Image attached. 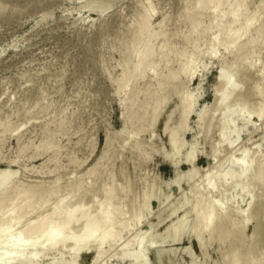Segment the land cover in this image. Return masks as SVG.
<instances>
[{
	"label": "rangeland",
	"instance_id": "374dc122",
	"mask_svg": "<svg viewBox=\"0 0 264 264\" xmlns=\"http://www.w3.org/2000/svg\"><path fill=\"white\" fill-rule=\"evenodd\" d=\"M185 2L0 0V171H11L7 187L22 179L40 194L55 185L62 195L70 192L49 236L58 227L65 236L83 228L81 210L78 221L64 220L80 195L81 209L98 216L113 182L110 207L121 213L113 225L118 237L105 241L100 254L91 242L77 251L70 241L49 247L52 236L42 249L20 241L13 246L20 259L10 264H251L254 257L264 264V112L249 111L264 107V0H247L244 12H258L259 20L232 47L212 43L227 3L191 13L201 34L189 44ZM144 10L154 30L149 68L120 88L122 70L135 68L137 59L122 64ZM248 36L253 42L241 46ZM225 77L232 87L223 85ZM176 139L181 144L174 148ZM57 198L28 210L16 227L9 221L11 231L47 215ZM194 208L209 209L214 222L226 210L236 236L220 242L213 227L197 234ZM9 210L1 213L6 219ZM3 237L0 252L14 250L12 238ZM139 240L143 263L127 253Z\"/></svg>",
	"mask_w": 264,
	"mask_h": 264
},
{
	"label": "bare ground",
	"instance_id": "6f19581e",
	"mask_svg": "<svg viewBox=\"0 0 264 264\" xmlns=\"http://www.w3.org/2000/svg\"><path fill=\"white\" fill-rule=\"evenodd\" d=\"M225 3L228 4V10L226 12H224L227 16L226 22H224L223 24L219 23V24L215 25L214 28H212V36H213L212 40L213 41L212 40H210V41H212V43H214V42H219V41L225 40L226 42H228L227 45L232 47L233 44H236L237 42L242 40L243 37L249 35L251 28L256 24L257 20H259L258 19L259 15H258V12H252L249 14L246 12L247 13V15H246V13L244 11H246L245 6L247 3V0H188L187 5L185 2V5H186V7H185V14L186 15L185 16H187V18H185V17H183V18H185L186 20H188V18H189V20H190V24H189L190 29H188V32L186 35V37H187L186 40H188L189 44H190V42H194L195 38L198 39V37H193L195 35L194 33H197V36H198V34L199 35L201 34L199 32L200 23H199V21H197V19H195V17H193L191 15V13L194 12V10H202L204 8H207V7L217 9ZM139 19H140L139 22L137 24L134 23L135 25H133L134 36L131 39V41L129 42V44H127L128 45L127 46L128 51H127L126 57L124 58L125 59L124 63L122 64L123 69H124L129 65L130 59H133L134 61H135V59H137L136 64H135V68H134V70H129V71L128 70H122V74H121V77L119 80V87L120 88L126 87V85L128 84V80L131 79V77L133 76L134 73H136L137 78L144 77V74L146 73L147 69L149 68V64H150L149 62H150V56H151L150 48H151V43H152V39H153V35H154V30L151 29V27H152V25H151L152 13L150 11L144 10L143 13L141 14V16L139 17ZM136 21H137V19H136ZM187 23H189V22H187ZM251 42H253V39H252V37L250 38V36H248L247 40L245 42L241 43V46H246L247 44H249ZM137 43L140 45L136 47ZM190 58H193V56L191 55L189 57V59H184L183 63L184 64L190 63ZM244 60H245L244 58H241V61H244ZM187 66H188V64H187ZM220 76H224V75L220 73ZM223 81H224L223 85L227 86L228 88L232 87V82L229 81L226 77L223 78ZM222 95H223V101H224L226 98L225 91L222 92ZM159 106H160V103L154 102L153 111L156 112L158 110ZM249 111H251L254 114H257L258 117H261L263 115V112H264V107L260 106V107L255 108V106L252 105V106H250ZM140 116H138V119L140 118ZM224 135H226V134H224ZM226 138H228V137H226ZM226 138H225V141H222L223 143L230 141V140L226 141L227 140ZM229 143H227L228 144L227 146L230 148L229 145L231 144V147H232L234 142L230 143V144ZM180 144H181V140H178V139H176L173 142L174 148L179 147ZM241 166H242V164H241ZM5 171L6 172L3 171L4 172L3 175H2L3 172L0 171L1 172L0 176H2V178L4 179V180L2 179L3 181L0 179V181H2V184H1L2 188L0 187V240H2V237L4 236V234L6 232L7 233L9 232L8 234H10V232H12L11 230L15 224L16 225L14 227L19 225V223L21 224L22 219H23L22 222L24 221L23 217L27 214L28 210H31V209L32 210H43L44 206L47 205L48 201L50 199H52V196H54V195L58 196V198H57L58 203H57V205H55V207L51 211H49L51 213L46 211L45 214L47 212L48 213H47V215H44L43 212H40L43 214L42 215L43 217L41 218V216H38L37 218H39V219L41 218V220H39V219L35 220L34 219V222L32 220L33 223L30 221L31 223L30 224L28 223L29 225L23 226L25 229L21 228V230H18V233H16V234H14V232H12L14 234V236H12V237H11V235H13V234L7 235L8 237L10 236L12 238L11 239L9 237L11 240H9V242H8V243L11 242L12 247L13 246L14 247L19 246L20 241L25 242L24 244H27V243L32 244L31 241H33V245H35L36 247H39L41 245V249H42V248H46L48 245H50L49 247H52L54 243L56 246V244L60 243L62 240V241H65V243L70 241L72 244L70 242H69V244H71V246L73 248H75L74 251H77L78 249H80V245L82 243L84 245L96 243V245L94 244V246L95 247L97 246L96 247V248H98L97 253L99 252V254H100L101 250L99 251V249L102 248L101 246L103 245V243L105 241H107L111 238L118 237V233L116 234V231H115L113 225H114V221L115 220L117 221V217L121 216V213L117 210H116V212H114L115 210L113 211L112 210L113 208L111 209V207H110L111 203H112V199L114 197H116L115 193L117 190V186H115V184H114L115 182H113L111 187L108 189L109 193L107 195L108 196L107 197V205L101 209L100 214L98 216H96V215L90 216L91 214H89V216H88V213L85 210H82L83 208L81 209V207L83 206V204H81V202L84 200L82 196H84V195H80L79 196V197H81L80 200L78 199L79 201H77V204L76 203L74 204L76 206L73 205L72 206L73 208L71 207V210H69L70 208L68 209L69 211L66 210L65 216L67 217V219L65 218L64 220L66 222L69 220L68 221L69 224H70V221H72V223H73L75 217L77 218V216H78L77 213H79V211L81 210L82 213L80 212L81 213L80 215L83 217V221L85 220V222H82L84 224V226L81 224V227L83 226V228L79 227V228H81V230L80 229H79L80 231L75 230V232L77 231L76 233L70 232L68 230L70 233H68V231H66V233H68V234L65 236V232L63 231L64 232V234H63L61 231L63 228L60 226L62 228L61 229L57 226L58 229L51 228V230L53 229V232L51 231L52 234L54 233V235H52L53 236L52 237V236H49L50 226L56 228V225H57L56 222L54 221L53 217L58 212V209L61 208L60 207L61 204L62 203L64 204V201L68 200L67 196L70 195L69 194L70 192L69 193L67 192L69 195L68 194L62 195L58 192L59 185H55L54 187H52L51 189L46 191V193L40 194L38 192L37 187L33 186L32 184H31L32 185V187H31L30 184L29 185H28V183L26 184L24 181H22V179L20 180L21 182H19V181H17L18 183L14 182L15 184L17 183V185L14 186V183H11L10 184L11 186L9 187V185H8V187H7V184H6L7 180L6 179L8 177H11V176H9V175H11V174H9V172L11 173V171L8 169H6ZM243 172H245V170H243ZM4 175L6 176V178H4L5 177ZM225 177L223 176V178L220 180L225 181V179H227V175ZM9 180H10V178H9ZM4 185H6V189H5ZM29 187H30V189H29ZM3 188H4V190L2 191ZM210 188H211V186H210ZM210 188L208 186V189H210ZM204 194H206V192L203 193V195ZM113 201H114V199H113ZM199 202H200V197H199ZM21 205H22L23 212H22V214H19L18 209H21L20 208ZM5 209H10L9 211H10L11 215L7 219L5 218L4 215H1L2 211ZM194 210L195 211H193V212H195V215H196V219L195 218L194 219L197 220V222H195L196 226L194 229H195V232H198L197 234L201 235L204 233V231L208 227H213L216 230V235H217V238L219 239L220 242H224V241L230 239V237L233 234H234V236H236L235 235V231H237L235 229V227L237 226V225H235L236 221L233 218H230L232 215L231 216L227 215L226 210H225V213L220 216V219L217 222L213 221V215L211 214V211L209 209H202V208L195 209L194 208ZM231 213L232 212H230L229 215ZM143 215H142V217H143ZM82 217H80V218H82ZM38 220L40 222L41 221L44 222V223L42 222V224H41L42 226L44 225L43 226L44 228L42 227L41 232L38 230L39 229L38 227L40 225L39 224L40 222ZM141 220L142 219H140L139 221H141ZM245 220H246V218H245ZM9 221H10V224H11V222L13 223V226H9L10 225ZM75 221H78V220L75 219ZM106 221H108V224H106V226H105L104 223H106ZM132 221H133V219H130V220L128 219V225L130 223H132ZM66 222H63V223L66 224ZM52 223H55L54 224L55 226H52L51 225ZM63 223H61V224H63ZM65 224H63V225H65ZM124 224L127 226L128 229L130 228V227H128L126 222ZM6 226L10 230L7 229L8 231H5V233H4ZM103 226H105V228ZM129 226H133V224H131ZM20 227L21 226H19L18 228H20ZM66 227L69 228V225H67ZM176 229H179V227ZM36 230L39 231L40 233L36 232ZM54 230H57V231H54ZM58 230H59V232H58ZM167 231H169V229ZM32 233L33 234L38 233V235L34 234V236L35 237L38 236V238L35 239V237L33 236ZM60 233H62V234H60ZM240 233H239V235H241ZM258 233H259V230H258V232H256V234H258ZM28 234L31 235V237L33 239L29 238L30 239L29 240ZM62 235H64L65 237ZM7 236L3 237V239L4 238L6 239ZM26 236H28V237L26 238ZM170 236H172V235H170ZM51 237H52V239L48 240V241H50V243L49 244L47 243L46 244L47 246H46L45 243L48 242L47 238H51ZM133 238H135V237H133ZM163 238H165V237H163ZM23 239H25L26 241ZM130 240H131V238H130ZM232 240H234V239L232 238ZM138 242H139V243H137L138 247L136 248L135 251L133 250L131 252H127V253H129L128 256L133 258V260H137V262L140 258H141L140 261L144 259L143 258V256H144V254H143L144 253L143 242L144 241L139 240ZM17 243H19V245ZM129 243H131V242L128 240L127 243H125L124 246H122V247H124V248H122L124 250V253H126V251H127L126 249H127V246L129 245ZM21 244H23V243H21ZM31 244H29V245H31ZM151 244L153 245L154 241L151 242ZM155 244H156V242H155ZM9 246H11V245H9ZM44 246H46V247H44ZM81 246H83V245H81ZM91 247H92V244H91ZM148 248H150V247H148ZM37 249L39 250V248H37ZM37 249H35V251H37L36 253L38 254ZM14 250H15V248H14ZM14 250L10 249L8 251H3L4 253L0 252V264H10L12 262L14 263L15 260L20 259L19 254L16 255L17 249L15 251ZM18 253H20V252H18ZM141 253L143 256L141 255ZM31 254H33V256L35 255L33 253V251ZM32 259H34V258H32ZM76 260H74L73 262L71 261L72 263L70 262V264H76ZM251 262H249V263H251V264H262V262L260 261V258H255V257L251 259ZM136 264H138V263H136Z\"/></svg>",
	"mask_w": 264,
	"mask_h": 264
}]
</instances>
